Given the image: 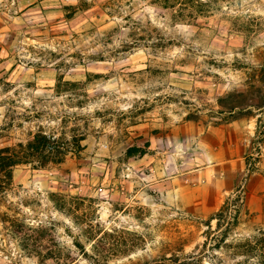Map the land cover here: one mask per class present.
Masks as SVG:
<instances>
[{
	"label": "rangeland",
	"instance_id": "374dc122",
	"mask_svg": "<svg viewBox=\"0 0 264 264\" xmlns=\"http://www.w3.org/2000/svg\"><path fill=\"white\" fill-rule=\"evenodd\" d=\"M39 131L82 148L15 168L0 264H261L264 0H0V148Z\"/></svg>",
	"mask_w": 264,
	"mask_h": 264
},
{
	"label": "trees",
	"instance_id": "16d2710c",
	"mask_svg": "<svg viewBox=\"0 0 264 264\" xmlns=\"http://www.w3.org/2000/svg\"><path fill=\"white\" fill-rule=\"evenodd\" d=\"M72 88H81L82 82H62ZM244 95V94H243ZM241 94H231L230 96L235 99L230 105H226L224 99H220L219 103L222 108H226L229 113H235L239 111L242 113L247 108L256 107L257 104L246 103L245 105L239 102V99L243 97ZM261 106H258V108ZM84 140L83 138L80 141ZM76 143L79 148H82L77 140L73 142L64 143L55 135L47 134L46 132L39 131L33 138H31L26 144L18 143L15 146H7L0 148V194L5 192L12 184L13 173L15 168L20 165L36 164L39 167H46L51 163H58L62 161V155L67 154L70 144ZM237 199L227 200L208 220V225L213 220H218V226H220L223 218L229 217L231 220L228 222L227 232L231 230L232 226H236L239 222L241 214L240 208L236 207ZM225 232V236H227ZM240 248H243L247 253L260 252L261 264H264V233L259 238H255V241L246 240L240 243Z\"/></svg>",
	"mask_w": 264,
	"mask_h": 264
}]
</instances>
